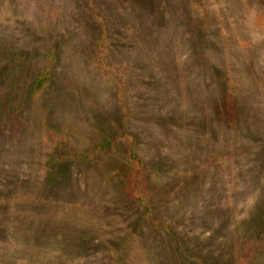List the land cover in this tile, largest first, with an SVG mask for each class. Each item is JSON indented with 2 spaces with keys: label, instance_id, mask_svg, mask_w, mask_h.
Masks as SVG:
<instances>
[{
  "label": "rangeland",
  "instance_id": "1",
  "mask_svg": "<svg viewBox=\"0 0 264 264\" xmlns=\"http://www.w3.org/2000/svg\"><path fill=\"white\" fill-rule=\"evenodd\" d=\"M0 264H264V0H0Z\"/></svg>",
  "mask_w": 264,
  "mask_h": 264
},
{
  "label": "trees",
  "instance_id": "2",
  "mask_svg": "<svg viewBox=\"0 0 264 264\" xmlns=\"http://www.w3.org/2000/svg\"><path fill=\"white\" fill-rule=\"evenodd\" d=\"M45 81L44 80H40V82H39V85L40 86H42V83H44ZM38 87V86H37ZM132 156H134V158H136V160L132 163L134 166H135V168L136 167H139V170L141 169V166H142V160H140V159H138L137 157H135V155L133 154ZM137 161H139V164H137ZM138 175L140 176V177H142V174H141V172L140 171H138ZM124 183H125V185L127 186V187H129L130 186V180L127 178L125 181H124Z\"/></svg>",
  "mask_w": 264,
  "mask_h": 264
}]
</instances>
